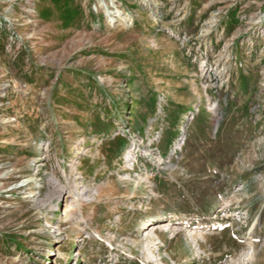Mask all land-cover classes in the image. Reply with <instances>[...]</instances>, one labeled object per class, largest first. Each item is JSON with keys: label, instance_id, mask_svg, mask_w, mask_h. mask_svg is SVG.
<instances>
[{"label": "rangeland", "instance_id": "obj_1", "mask_svg": "<svg viewBox=\"0 0 264 264\" xmlns=\"http://www.w3.org/2000/svg\"><path fill=\"white\" fill-rule=\"evenodd\" d=\"M172 214L168 264H264V0H0V264H149Z\"/></svg>", "mask_w": 264, "mask_h": 264}, {"label": "bare ground", "instance_id": "obj_2", "mask_svg": "<svg viewBox=\"0 0 264 264\" xmlns=\"http://www.w3.org/2000/svg\"><path fill=\"white\" fill-rule=\"evenodd\" d=\"M130 155H131V152L128 153L127 158H130ZM54 189H55L56 194H58L59 198L68 193V192H66V190L62 186H60V184L59 185L55 184ZM90 190L91 191L96 190V193H99L98 188L97 189L91 188ZM90 190L88 192H86L87 196L91 193ZM82 191L84 192V190H82ZM69 193H72V194L74 193L75 196H74V202L71 205H67L65 207V217H66V221L67 220L70 221V223L72 224L71 226L75 225L77 228V227H80L81 223H84L83 220L85 219V216H84V213L82 211V205L84 204V202H86L88 200H80L79 196H77L75 194V190H70ZM85 198H86V196H85ZM88 199H89V197H88ZM50 210H51L53 215H55V213L57 211L59 212L61 210L60 202H56V203L51 204ZM221 212H225V209L221 210ZM169 218H171V220H172V222L170 221V223H167V221H168L167 219L166 220L161 219V221L149 225L146 229L144 227V231H143L144 233L143 234L145 235V239L143 241H142V239H141V241H134V240L131 241V242H133L132 245L139 248V249H142L144 254L145 253L149 254V259H150L149 264H168V262H165L162 260L163 257L161 258V253H160L161 245L164 243V237L161 235V232H163V231L169 233L170 235H173L174 239H176L177 241H179L183 237V238H185L186 242L189 245L195 246V247H201V245H202L201 241H203L204 243H207L210 239V236H208L207 233L211 229L198 228V227L194 228L193 230L188 229L186 222L184 220L182 221L178 216L172 214L171 217H169ZM176 219L178 221H175ZM86 222H87V218H86ZM143 223L141 225L145 226L146 222H143ZM219 226L220 225H218L217 227H219ZM149 227L151 228L150 230H148ZM200 227H202V226H200ZM96 234L99 238H103L102 235H100L99 233H96ZM252 239L253 240H251L248 243V246H249L248 250L246 252H244V254H243V260H242L241 264H255L257 261L258 249H257L256 242L254 240V237ZM126 250L129 251L130 254H133V250H130V249H126ZM199 250H201V249H199ZM169 257H170V260L173 261V263H175V264L179 263V261H180V259L175 260L171 256H169Z\"/></svg>", "mask_w": 264, "mask_h": 264}]
</instances>
